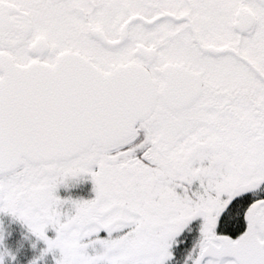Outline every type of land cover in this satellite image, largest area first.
I'll use <instances>...</instances> for the list:
<instances>
[{
	"label": "snow or ice",
	"instance_id": "obj_1",
	"mask_svg": "<svg viewBox=\"0 0 264 264\" xmlns=\"http://www.w3.org/2000/svg\"><path fill=\"white\" fill-rule=\"evenodd\" d=\"M0 212L55 264H264V0H0Z\"/></svg>",
	"mask_w": 264,
	"mask_h": 264
},
{
	"label": "rangeland",
	"instance_id": "obj_2",
	"mask_svg": "<svg viewBox=\"0 0 264 264\" xmlns=\"http://www.w3.org/2000/svg\"><path fill=\"white\" fill-rule=\"evenodd\" d=\"M70 185L67 188L64 186L59 188L58 193L61 197L71 196L77 199L85 196V199H90L94 196L93 185L90 180L81 179L79 182H70ZM48 235L54 237L55 233L49 230ZM0 237H2L0 253L4 254V264H15L19 257H27L28 251L36 255L35 259L33 258L36 260V264H48L49 261L55 264L60 255L58 249L44 253L45 242L38 239L21 220L10 213L0 212ZM40 245H42L41 249ZM13 256L15 259L12 258ZM33 259L29 260L28 264H32Z\"/></svg>",
	"mask_w": 264,
	"mask_h": 264
},
{
	"label": "trees",
	"instance_id": "obj_3",
	"mask_svg": "<svg viewBox=\"0 0 264 264\" xmlns=\"http://www.w3.org/2000/svg\"><path fill=\"white\" fill-rule=\"evenodd\" d=\"M91 194H93L92 192H91ZM85 196H81V198H83V199H85L84 198ZM41 247H40V249L42 248V245H40ZM37 255H38V253H37ZM36 255H34L33 254V252H31V251H28L27 252V257H25V256H21V257H19V259L17 260V262L15 263V264H28V261L29 260H32L34 257H35ZM35 259V258H34ZM33 259V260H34ZM49 261V260H48ZM50 262L51 261H49V263L48 264H50ZM51 264H52V262H51Z\"/></svg>",
	"mask_w": 264,
	"mask_h": 264
}]
</instances>
